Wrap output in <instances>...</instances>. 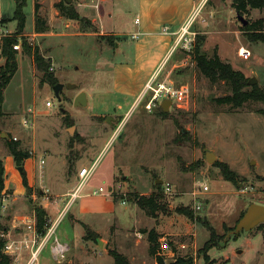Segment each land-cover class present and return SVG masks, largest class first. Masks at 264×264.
Masks as SVG:
<instances>
[{"label":"rangeland","instance_id":"rangeland-1","mask_svg":"<svg viewBox=\"0 0 264 264\" xmlns=\"http://www.w3.org/2000/svg\"><path fill=\"white\" fill-rule=\"evenodd\" d=\"M60 1L39 0L38 13L49 28L47 36H33V0H26L23 9L25 30L18 37L17 71L3 92L5 116L0 132L19 142L33 164L35 178L33 184L28 181L23 162L29 189L25 192L21 169L14 165L25 195L21 202L29 209L21 214L24 216L0 217L2 236L20 239L18 223L34 215L32 204L43 202L41 191L46 194L44 203L58 207L49 211L51 223L62 216L37 264H114L111 251L130 264H156L155 258L163 264H172L177 258L192 264H264V225L236 237L231 234L250 204L264 205V104L247 103L236 110L218 105L216 99L230 95L229 84L210 83L188 52L178 48L164 58L155 82H167L180 97L170 100L166 116L159 113L160 107L147 111L150 92L141 100L140 96L150 70L133 66V45L142 39L136 34L140 26L135 20L145 15L144 0H71L68 5L79 8V15L90 25L60 17L56 8ZM163 2L173 4V0L153 4ZM178 2L181 7L175 17L194 4L188 32L194 34L193 43L197 35L203 39L201 52L208 58L216 54L264 89V45L247 39L231 8L232 0ZM3 4L4 21L10 20L13 0H3ZM242 17L248 24L264 21V10H249ZM3 25L15 32L14 21ZM166 26L160 34H169ZM23 39L39 48L44 61L50 59L47 74L64 85L59 98L53 92L56 84L36 70L29 57L21 55ZM242 51L248 53L246 58ZM67 84L76 87L67 89ZM80 92L87 95L84 108L74 106ZM46 101L52 102V108H45ZM206 151L215 155V162H206ZM5 155V139L0 138L3 166ZM219 163L235 174L234 181L220 174ZM91 165L95 171L81 197L67 206V193L77 186L78 171ZM40 172L49 180L41 183ZM159 181L169 186V194L157 189L162 186ZM199 185H206L208 192L194 197ZM99 188L104 193L93 196ZM108 188H114L116 195H109ZM13 190L4 187L0 214L4 213L3 199L13 196ZM142 198L151 199L153 208H142L138 204ZM194 199L200 202V210H194ZM4 206L7 210L9 205ZM83 225L96 234L94 239L84 238ZM150 232L157 243L155 257L150 253ZM54 239L69 248L63 260L56 261L51 254ZM164 241L173 255H158ZM9 258L10 264H24L27 259Z\"/></svg>","mask_w":264,"mask_h":264},{"label":"trees","instance_id":"trees-1","mask_svg":"<svg viewBox=\"0 0 264 264\" xmlns=\"http://www.w3.org/2000/svg\"><path fill=\"white\" fill-rule=\"evenodd\" d=\"M13 3V16L8 21H14L16 23L15 32L9 36L2 38L1 40L0 62L3 61V63H0V121L5 116L2 111L3 92L17 71L16 57L18 55V52L13 49V46L19 42L20 39L18 37L22 35L25 28V16L23 14V9L26 6V0H13ZM56 8L60 17L67 19V21L69 22L84 23L86 25L91 24L88 19L82 18L78 14L74 6L71 5L69 7H66L64 4V0L60 1L56 5ZM231 8L238 16H242L248 14L249 10H264V0H232ZM38 9L39 0H33L34 33L45 34L49 31V28L46 22L40 17ZM8 21H6L5 23H7ZM241 30L250 42L262 43L264 45L263 20L249 23L246 26H243ZM95 33L97 34L98 32L95 31ZM197 36V40L193 43L191 52L188 53L191 62L195 64L198 72L210 83L216 84L218 82H226L230 86V95L224 98L216 99L215 102L218 105L229 106L230 108L235 110L242 108V106L247 103L253 102L264 104V89L257 85L249 87L247 85L248 80L244 77L243 73L234 70L230 64L221 62L216 54H214L213 57L208 58L206 54L201 52L203 39ZM21 48V55L29 57L35 69L41 72L43 76L46 77L47 80L54 86L56 84L54 78L47 74L50 59L48 58L47 61H44L43 55L40 53L39 48L37 46L31 45L25 39H23L21 43ZM159 111L162 116H166L165 113L161 112V110ZM258 113L263 114V112L260 111ZM8 137L9 141L5 140L8 154L13 159L15 167L18 170L21 169L20 174L22 178V185L26 190L25 192H27L29 189L22 166L24 160L28 159L29 156L26 152L24 153L23 150L20 149L18 141L13 140L9 135ZM216 167L219 169L220 174L227 181H234L236 176L233 172H230L228 170L226 165L219 163L216 164ZM4 176L5 170L2 160H0V208L4 190ZM157 189H160L161 191L162 186H157ZM138 204L142 208H145L146 206H148L150 209L153 208V201L151 199H139ZM179 211L183 214L190 215L189 213H186L185 210ZM34 217L37 232L39 234H43L49 226V219L46 212L42 208L35 206ZM263 225L264 223L260 224L257 227H261ZM83 228L86 232L84 236L85 239H94L96 237V234L91 232L87 226L83 225ZM3 232L4 228L0 224V264H10V258L3 254V248L5 244V240L2 237ZM148 240L150 244V253L155 257V248L157 246V243L153 233L150 232L148 234ZM109 255L113 258L114 264H130L127 262L124 256L117 254L115 251L109 252ZM155 259L156 264H163L162 259ZM172 264H192V261L184 258H177Z\"/></svg>","mask_w":264,"mask_h":264},{"label":"crops","instance_id":"crops-1","mask_svg":"<svg viewBox=\"0 0 264 264\" xmlns=\"http://www.w3.org/2000/svg\"><path fill=\"white\" fill-rule=\"evenodd\" d=\"M143 2H144L143 4L145 5V6H143V9L145 11V15L142 16V19H140V18L136 19V20H139L138 26H140V30L136 34H140L142 39L133 45V49L135 50V54H136L135 64L133 66H135L136 64H139L140 68H143V67L146 68L147 67V69L150 70L149 74L146 76L148 79L147 80V82H148L152 78V76L157 72V70L160 68L159 66H162V62L165 61V59L171 53H173L172 47H173L175 41H172V39L169 37V35L175 37L174 40L176 39V34L178 33L179 29L183 26V24L188 19V16L190 14V11L193 9L194 4L190 5V7L187 8L186 11L183 10L180 15L176 14V17H175V13H177L179 8L181 7V4H179V2L176 3L177 0H173V4H171V5L166 4V6H165L164 2L160 3V4H158V3L153 4L155 2V0H151V1L144 0ZM3 5H4L3 0H0V19L5 23L8 20L4 21V18L2 16ZM74 8L76 9V11L79 14L80 13L78 10L79 8H76L75 6H74ZM80 8H82V6H80ZM141 9H142V6H141ZM153 15H155V16H153ZM33 20H34V10H33ZM164 25L169 26V27L166 26L165 28H168V29L170 28L169 34H167L168 36L165 34L159 33V30ZM24 30H25V28H24ZM12 32L13 31H10L9 33L12 34ZM47 35H49V32L45 33V34L34 33V26H33V36L42 37V36H47ZM146 49H148L150 51H147ZM125 66L128 68L130 67V66H128V64H125ZM126 96H129V94ZM29 159L30 158L26 159L24 161V163L26 164L25 165L26 171L28 170L27 171L28 181L33 184L34 178H35V172L33 169V164L30 162ZM4 162H5V164H4V170H5L4 187L6 189H14L16 191L13 190L14 194L11 197H10V195H7L9 198V199L7 198L8 200L3 199L4 204L8 203L9 206L7 207V210H6V208L3 204L2 208H3V211L5 214L4 213L0 214V217H3V216L6 217V216H11V215L18 217L19 215L24 213V210L29 209V206H25V204L23 205L21 202L22 201L21 198H23L25 196L24 190L21 188V186H19V183L21 185V180H20V177L18 176V173H16V170L14 168L13 159L11 158V156L9 154L5 155ZM9 176H10V179H8ZM37 177H39V181L41 183L43 182V180H45L44 176L41 174V172L38 173ZM46 180L48 181L49 178H47ZM15 183L18 185H15ZM47 184H49V182ZM50 187H51V185L49 184V188ZM51 188H52V190H54L53 187H51ZM75 188L76 187L73 185V187L69 191L74 192ZM67 194L70 195L71 193H67ZM39 196H40L39 198L43 202H41L37 205H35V202H33V204H32L33 207H32L31 212H32V214H34V207L35 206L42 208L48 216L49 223H51L49 211L50 210L57 211L58 207L56 205L50 206V204L44 203V201L46 200V194H42L41 191H39ZM32 198H33V196H32ZM14 207H18V208L16 209ZM21 216H24V215H21ZM18 228L21 229L22 232H18L16 234L20 238H22V234H25V232L23 230V226H22V219L18 223ZM12 234H14V237H17L15 235V233H12ZM24 257L25 256H23L22 258H24Z\"/></svg>","mask_w":264,"mask_h":264},{"label":"built area","instance_id":"built-area-1","mask_svg":"<svg viewBox=\"0 0 264 264\" xmlns=\"http://www.w3.org/2000/svg\"><path fill=\"white\" fill-rule=\"evenodd\" d=\"M193 19L188 18L186 22L183 24V26L179 29L178 33L176 34V40L174 42V45L172 47V52L177 50L178 48L183 49L184 51L190 53L192 50V44H193V33H189V29L191 27ZM135 22H138V20H135ZM4 22L0 19V51H1V40L2 38L11 35L6 29H4ZM191 34V35H190ZM193 35V36H192ZM13 49L18 51L20 49V45L16 44L13 46ZM243 58H246L248 56V53L246 51H242ZM241 53V54H242ZM159 69L157 72L152 76V78L145 84L144 87V93L142 96H140V100L143 99L145 94L147 92H150L149 101L146 105V110L151 112L152 110L159 108L160 104L164 100H176L180 97L179 91L175 90L173 86L169 85L167 82H155L157 79ZM139 100V101H140ZM52 102L46 101L45 102V108L50 109L52 108ZM31 113V111H28ZM16 140V139H13ZM40 164H43V161L40 162ZM95 171L94 165H91L90 167L81 168L77 173V179L78 184L74 190L69 195V200L67 202V206H70L76 199L80 197V193L82 192L84 186L92 176V174ZM114 188H108L107 193L109 195H116V191L113 190ZM119 190V186L116 188ZM163 193L169 194L170 189L168 185H162ZM198 193H194V197L199 196L201 194H205L208 192V187L206 185H199ZM47 193V190L45 191ZM104 193V190L102 188H99L97 191L93 192V196H99ZM115 193V194H113ZM108 196V195H107ZM194 210H200V202L198 199H194ZM62 214H60L57 217L56 222L49 223L48 228L45 230L43 234H39L36 230L35 225V217L26 218L22 221L23 230L25 232L24 236L20 239H11L7 235H3L2 237L6 239L4 248H3V254H5L8 257H15V258H22L25 256L26 262L24 264H37L39 255L42 252V250L46 247V245L51 240V237L54 235L56 226L61 220ZM159 252L158 255L161 254L164 255L165 253L174 254L172 249L170 248V244L166 241L161 242L159 245ZM68 246L66 244L59 243L56 239H54V242L52 246L50 247L51 254L53 258L56 261L63 260L65 258V254L68 252Z\"/></svg>","mask_w":264,"mask_h":264},{"label":"water","instance_id":"water-1","mask_svg":"<svg viewBox=\"0 0 264 264\" xmlns=\"http://www.w3.org/2000/svg\"><path fill=\"white\" fill-rule=\"evenodd\" d=\"M70 1L71 0H64V4L66 7L69 6L68 4ZM238 20L241 22L242 26H246L248 24V22L246 20H244L242 16H238ZM247 85L249 87L256 85V80L253 78L248 79ZM63 87H64V85H62V84H56L53 87V92L57 98H59V93L62 92ZM75 87H76L75 85H70V84L66 85L67 89H71V88H75ZM87 104H88V101H87L86 93L80 92L77 95V97L75 98L74 106L84 108L87 106ZM171 104H172V102L170 100H164L160 104L161 112L165 113V114L168 113ZM0 138H4L5 140L9 141L8 135H6L4 133H0ZM204 158H205L207 163H213L216 161L215 155L210 151L205 152ZM157 184L162 185V181H159V183H157ZM263 223H264V205L250 204L247 207V209L245 210V212L243 213L242 217L239 219V221L235 225L234 230L231 232V234L234 237H236L240 233L252 231L257 226H259L260 224H263ZM97 242L100 245L99 241H97Z\"/></svg>","mask_w":264,"mask_h":264}]
</instances>
